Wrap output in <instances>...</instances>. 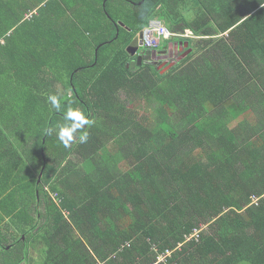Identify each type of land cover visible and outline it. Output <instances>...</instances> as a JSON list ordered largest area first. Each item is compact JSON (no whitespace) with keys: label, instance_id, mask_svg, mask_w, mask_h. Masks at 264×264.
Here are the masks:
<instances>
[{"label":"trees","instance_id":"trees-1","mask_svg":"<svg viewBox=\"0 0 264 264\" xmlns=\"http://www.w3.org/2000/svg\"><path fill=\"white\" fill-rule=\"evenodd\" d=\"M153 19L197 37L163 73ZM263 163L264 0H0V264H264Z\"/></svg>","mask_w":264,"mask_h":264},{"label":"built area","instance_id":"built-area-1","mask_svg":"<svg viewBox=\"0 0 264 264\" xmlns=\"http://www.w3.org/2000/svg\"><path fill=\"white\" fill-rule=\"evenodd\" d=\"M182 40V39H197L196 36H194V33L192 31L186 30L183 33H174L169 31L165 25L163 24L162 21L159 19H153L150 24L149 28L147 29L146 36L144 39V46L148 49H155L157 46H159L160 43L166 42L169 40ZM49 191V189L47 188ZM51 197L53 200H56L58 203H61V200L59 197L55 194H51ZM263 196L257 197L253 196L252 203L253 204H258L261 198ZM190 238H197L200 240L201 238V231L199 229L196 230V233L192 235ZM171 251H167L166 253L162 254L160 256V262L165 264L168 261V257H170ZM160 264V263H156Z\"/></svg>","mask_w":264,"mask_h":264},{"label":"clouds","instance_id":"clouds-1","mask_svg":"<svg viewBox=\"0 0 264 264\" xmlns=\"http://www.w3.org/2000/svg\"><path fill=\"white\" fill-rule=\"evenodd\" d=\"M186 30H184V31H186ZM146 32H147V30L145 31V36H146ZM183 32H177V33H183ZM145 36L141 40V43H142L141 46H143V48H146L144 46ZM187 40H190V39H187ZM187 40H185V39H184V41H180V40H169V41H166V42H169V43H171V42L184 43V42H187ZM139 43H140V41H139ZM139 43H138V46H139ZM163 43H165V42L160 43L159 46H157L155 49H159ZM146 49H148V48H146ZM155 49H149V50H155ZM48 100L51 102V104H52V106L54 108H56V109H59L60 108L59 99H58V97L56 95H50L48 97ZM65 121H66L65 125H63V126H61L59 128V131L57 133V136H58V139L65 145V147H68L73 142L75 133L79 129H82L84 127V125L88 124L89 123V120H88V118L79 109L69 108L68 111H67V113H66V115H65ZM87 139H88V134L86 132L79 137L80 142H85V141H87Z\"/></svg>","mask_w":264,"mask_h":264},{"label":"flooded vegetation","instance_id":"flooded-vegetation-1","mask_svg":"<svg viewBox=\"0 0 264 264\" xmlns=\"http://www.w3.org/2000/svg\"><path fill=\"white\" fill-rule=\"evenodd\" d=\"M142 32L144 33V36H145V31H142ZM141 33L138 39L140 41L139 51H137L136 55L134 56L136 57V60L133 61L134 62V64H132L133 68H135L137 65H141L142 63H150L156 66L157 68H159L160 66H162L163 68L166 65H169L171 62H174L175 60L179 59L186 52V50L183 49L182 51H179L176 54L175 44L180 43V42H171L167 45L166 49H162L161 47L155 50H149V49L143 48V46H141L142 43L140 40ZM185 57L183 56L181 59Z\"/></svg>","mask_w":264,"mask_h":264},{"label":"rangeland","instance_id":"rangeland-1","mask_svg":"<svg viewBox=\"0 0 264 264\" xmlns=\"http://www.w3.org/2000/svg\"><path fill=\"white\" fill-rule=\"evenodd\" d=\"M117 5H119V4H117ZM125 7H131L130 5H126V6H124V8ZM34 13H36V12H34ZM186 16L187 17H193L194 16V12H189V13H187L186 14ZM31 17V15L29 16V18ZM119 21H121V20H119ZM178 32H181V31H178ZM138 43H139V41H138ZM135 49H137V51H139V46L138 45H136V47H135ZM187 52V51H186ZM185 52V53H186ZM162 59H164V58H162ZM159 68H162V66H160ZM166 70L165 69H163V71H162V73L163 72H165ZM151 105H153V104H151V103H148V102H146L145 100L143 101H141L140 103H138L137 104V106L134 108V109H136V115H137V118L139 119V120H145V118L147 119H152V116H151V108L149 109V107L151 106ZM132 106V108H133V106L134 105H131ZM249 114H252V113H249ZM253 115V114H252ZM41 244V243H40ZM37 246V245H36ZM25 247V249L27 248V246H24ZM38 247V246H37ZM37 247H32L30 250H29V255H28V257H27V259L25 260V261H23L22 262V264H40V262L43 260V256H42V252L40 251L41 249H38ZM170 253H172V252H170ZM171 255V254H170ZM157 263H160V264H162L161 262H160V259L158 260V262Z\"/></svg>","mask_w":264,"mask_h":264},{"label":"water","instance_id":"water-1","mask_svg":"<svg viewBox=\"0 0 264 264\" xmlns=\"http://www.w3.org/2000/svg\"><path fill=\"white\" fill-rule=\"evenodd\" d=\"M119 24H124L122 21H120L119 22ZM143 37H144V33L142 32L141 33V36H140V40H142L143 39ZM142 45V44H141ZM176 45V50H175V52H176V54L179 52V51H182L183 49H188V47H189V43L188 42H184V43H177V44H175ZM136 47V46H135ZM135 47L133 48V52H132V54H133V56L137 53V49H135ZM194 52V49H188L187 50V52L184 54V55H182L178 60H181V58L184 56H187V55H189L190 53H193ZM148 54V53H147ZM175 61L174 62H171L169 65H166L165 67H163V69H168V68H170L171 66H174L175 65ZM132 64H134V62H132ZM133 66V65H132ZM43 173H44V170L42 171V173H41V175L39 176V183L41 182V179H42V175H43Z\"/></svg>","mask_w":264,"mask_h":264},{"label":"crops","instance_id":"crops-1","mask_svg":"<svg viewBox=\"0 0 264 264\" xmlns=\"http://www.w3.org/2000/svg\"><path fill=\"white\" fill-rule=\"evenodd\" d=\"M246 118H247V122H249V123H253V121H255V116H254V113H253V115L252 114H247V116H246ZM261 170L262 171H264V163H263V166L261 167Z\"/></svg>","mask_w":264,"mask_h":264}]
</instances>
